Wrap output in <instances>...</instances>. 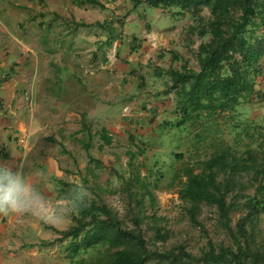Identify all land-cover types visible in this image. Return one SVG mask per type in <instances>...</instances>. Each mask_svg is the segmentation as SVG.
<instances>
[{"label":"crops","instance_id":"0c3cea01","mask_svg":"<svg viewBox=\"0 0 264 264\" xmlns=\"http://www.w3.org/2000/svg\"><path fill=\"white\" fill-rule=\"evenodd\" d=\"M92 1L99 4L89 0H0V166L21 169L49 200L60 205L70 203L67 190L86 182L85 171L81 172L86 165L78 159L83 155L80 150H84L83 156L97 155L91 149L97 136L101 140L97 147L103 148L102 132L113 136L120 105L128 103L138 116L150 117L144 108L156 104L159 92L155 89L165 82L156 74L159 68L151 72L148 83L142 71L135 70L140 60L132 57L143 48L144 38L135 39L134 31L128 32L136 23L129 22L135 15L126 19L127 35L119 38L114 31L125 25L108 20L109 10L121 13L131 3L134 11L135 1ZM99 11L100 16L95 13ZM94 27H108L114 33L98 32ZM71 29H81L86 42L74 39L73 47L68 48L71 43L66 45L64 37ZM46 36L51 37L49 44ZM55 68L59 81L52 76ZM65 71L70 74L68 79ZM162 95L167 99L158 108L161 116L168 110L176 115L174 94H166L164 86ZM97 115L100 119L85 130L84 118ZM80 137L83 146L77 142ZM92 163L98 171L101 160ZM68 221L38 223L26 217L0 216V264H64L61 255L66 256L63 245L68 240L61 241L55 228L68 229L62 227Z\"/></svg>","mask_w":264,"mask_h":264},{"label":"trees","instance_id":"16d2710c","mask_svg":"<svg viewBox=\"0 0 264 264\" xmlns=\"http://www.w3.org/2000/svg\"><path fill=\"white\" fill-rule=\"evenodd\" d=\"M134 1L137 7L144 3L163 8L172 17L190 14L195 20L193 30L204 39L197 50V69L178 55L181 68L156 74L165 79L166 94L175 96L177 114L165 125L193 133L197 151L211 150L201 162V173L193 168L183 172L187 179L180 197L189 203L194 223L202 203L216 206L231 229L232 243L217 245L209 240L201 254L183 245L154 249L141 232L142 220L135 219V228L129 229L110 205L87 197L72 215L70 228H55L61 241L69 239L66 256L74 264H264V237L258 226L264 215V125L242 117L245 108L264 102V0ZM204 7L210 11L208 17L199 14ZM102 133L104 143L110 145L113 138ZM227 133L233 140L227 139ZM130 141L134 142L133 136ZM241 171L251 176L254 193L243 195L244 213L233 229L229 225L233 204L226 200L233 182L218 176ZM72 191L67 190L69 196ZM149 219L154 222L155 238L167 241L169 232L159 226L162 218Z\"/></svg>","mask_w":264,"mask_h":264},{"label":"rangeland","instance_id":"374dc122","mask_svg":"<svg viewBox=\"0 0 264 264\" xmlns=\"http://www.w3.org/2000/svg\"><path fill=\"white\" fill-rule=\"evenodd\" d=\"M132 5L130 3L129 8L124 7L126 9L117 14L109 10L107 15L111 18L108 20L123 22V26L125 25V27L118 26L114 31L118 38L127 35L126 19L135 15V19H130L129 22L134 20L136 23L128 32L134 31L135 39H139L140 36L144 38L141 39L140 45L143 48L141 51H136L132 58L137 57L140 60L135 70L142 71L147 83L152 80L151 72L155 73L156 68L179 69L182 67V61L195 69L199 67L196 55L204 39L193 30L195 20L190 14L186 13L178 18L167 14L163 8L148 10L145 5L136 7L138 9L134 7L133 11ZM95 13L100 16V11ZM199 14L208 17L210 11L204 7ZM80 30L71 29V34L65 35L66 45L71 43L68 48L73 47L74 39L78 43L86 42L85 34L82 36ZM90 30L91 27L88 28V32ZM93 30L98 32L104 30L105 34L113 32L108 27L103 29L94 27ZM50 38L46 36L47 44ZM178 55L182 56V61L176 59ZM67 57L69 58L70 54ZM57 70V68L53 70L52 76L54 80L59 81L60 78L55 74L59 72ZM69 75L65 71L64 78L68 79ZM64 78H61V81L65 82ZM49 84L53 83L49 81ZM163 88L164 83H161L158 89H155L159 92L155 97L156 104L149 107L146 105L144 108L151 114L150 117L138 116L135 108L128 103L120 105L119 125L117 124L118 128L111 136L112 145L99 149L97 146L101 140L97 136L91 149L97 152V155L83 156L84 150H80L83 155L78 158L79 164L86 165V170L83 167L81 172L85 171L87 177L84 185L80 187L87 191L91 200L110 205L127 228H135V219L142 220L141 232L148 241L149 247L164 250L175 245H183L189 251L201 254L209 240L217 245L231 244V229L222 221L218 208L206 203H202L198 208L196 214L198 222L194 223L188 211L189 203L180 197L179 190L187 179L183 172L186 168H193L195 173H201V162L210 156L211 150L204 147L197 151L196 146L192 145L194 134L188 130L164 126L165 119H173L175 113L168 110L166 116H161L163 112L158 111L167 99L162 95ZM242 117L248 118L254 124L264 125V102L245 108ZM99 119V115L95 118L86 116L84 129L91 128L94 121ZM101 121L104 120L101 118ZM130 136L134 137V142L130 141ZM232 136L227 133L228 140H233ZM77 142L83 146L82 137L78 138ZM94 159L101 160V166L97 167L99 171L92 168ZM71 169L74 171L72 166ZM233 174L220 173L218 179L233 182V190L226 194V200L233 204L229 214V225L234 229L244 213L243 195L253 194L254 188L251 176L246 172ZM151 197H154V200ZM72 215L69 214V218L67 217L70 221L63 219L68 223L62 227L69 228L74 224ZM153 215L162 218L159 226L163 231L169 232L170 237L167 241L155 238L154 222L149 219ZM258 223L262 229L261 235L264 237V215ZM61 257L64 258V264H74L67 256L62 254Z\"/></svg>","mask_w":264,"mask_h":264},{"label":"clouds","instance_id":"9594fccd","mask_svg":"<svg viewBox=\"0 0 264 264\" xmlns=\"http://www.w3.org/2000/svg\"><path fill=\"white\" fill-rule=\"evenodd\" d=\"M168 120L165 119L164 126ZM104 146L108 145L103 141L102 147ZM41 179L46 178L41 175ZM87 197V191L77 187L69 197L70 203L60 205L49 200L48 194L29 181L21 169L13 171L11 168L0 166V216L26 217L29 221L38 223H59L65 216L80 211Z\"/></svg>","mask_w":264,"mask_h":264}]
</instances>
